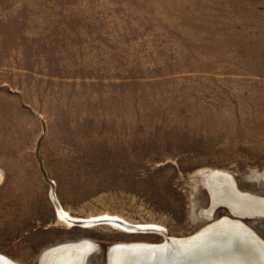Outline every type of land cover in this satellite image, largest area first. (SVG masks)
I'll use <instances>...</instances> for the list:
<instances>
[{
  "label": "rangeland",
  "instance_id": "1",
  "mask_svg": "<svg viewBox=\"0 0 264 264\" xmlns=\"http://www.w3.org/2000/svg\"><path fill=\"white\" fill-rule=\"evenodd\" d=\"M263 206L264 0H0V256L186 262L173 240L223 220L264 247Z\"/></svg>",
  "mask_w": 264,
  "mask_h": 264
},
{
  "label": "bare ground",
  "instance_id": "2",
  "mask_svg": "<svg viewBox=\"0 0 264 264\" xmlns=\"http://www.w3.org/2000/svg\"><path fill=\"white\" fill-rule=\"evenodd\" d=\"M229 194L230 196L226 198L225 203L233 201L238 206L245 205L252 211H257L262 207L257 205L259 199L244 195L238 196V193L231 190ZM58 210L62 218L71 221L68 215L61 212L60 208ZM117 223L125 226L124 222L117 220ZM173 242H177L181 253L185 252L183 254H188L190 258L186 262L178 261L171 264H264V247L244 227H240L238 223H231L229 220L219 222L194 238L188 240L174 239ZM238 245H248L249 250H235ZM167 248L164 245L117 246L111 252L112 264H122L124 256H132L134 264H170L164 254ZM92 249L93 245L88 241L60 245L43 254L42 264H84ZM0 264L12 263L0 256Z\"/></svg>",
  "mask_w": 264,
  "mask_h": 264
},
{
  "label": "water",
  "instance_id": "3",
  "mask_svg": "<svg viewBox=\"0 0 264 264\" xmlns=\"http://www.w3.org/2000/svg\"><path fill=\"white\" fill-rule=\"evenodd\" d=\"M44 133H45V131H44ZM41 141H42V139L38 142V146H37V149H36V158H37V160L39 162V168H40L41 173L43 174L44 181L51 187V199H52V202L54 203L56 208L59 209L60 208V204H59V202H58V200L56 198L55 184H54V182L52 180L49 179L48 174H47V172L44 169L43 162H42L41 158L39 157V149H40ZM84 222L79 221V222H74V224L78 225V226H84V225H86L85 224L86 222L85 223ZM97 222H108V221L99 219V220H95L91 224L97 223ZM126 225H128V224H126ZM131 229L132 230L145 231V230H150V229H153V228H150V227H132ZM191 241H194V240H191ZM173 244L175 246L179 245L177 242H173ZM171 245L168 244V245H165L164 247H170L171 248Z\"/></svg>",
  "mask_w": 264,
  "mask_h": 264
}]
</instances>
